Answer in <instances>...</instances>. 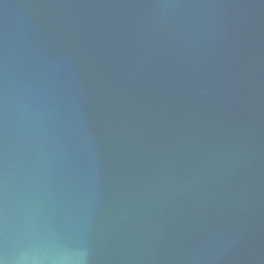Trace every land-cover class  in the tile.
<instances>
[{
	"label": "water",
	"instance_id": "95a60500",
	"mask_svg": "<svg viewBox=\"0 0 264 264\" xmlns=\"http://www.w3.org/2000/svg\"><path fill=\"white\" fill-rule=\"evenodd\" d=\"M0 264H264V0H0Z\"/></svg>",
	"mask_w": 264,
	"mask_h": 264
}]
</instances>
